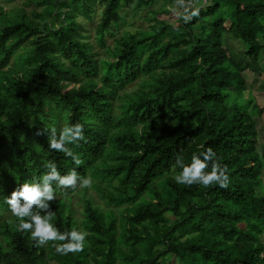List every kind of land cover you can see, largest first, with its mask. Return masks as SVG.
I'll return each mask as SVG.
<instances>
[{"label": "trees", "instance_id": "16d2710c", "mask_svg": "<svg viewBox=\"0 0 264 264\" xmlns=\"http://www.w3.org/2000/svg\"><path fill=\"white\" fill-rule=\"evenodd\" d=\"M156 1L37 0L41 13L0 7V264H264L262 111L224 45L237 40L257 61L264 0H198L188 24L153 16L148 30L123 32L96 59L79 19L98 13L94 34L104 46L123 8ZM137 80V92H123ZM232 93H247L248 109L230 105ZM77 122L86 137L70 146L84 161L78 167L48 146L51 128ZM209 147L228 166V187L177 184V156L189 164ZM49 160L62 175L90 176L102 201L86 188H56L52 223L87 231L82 252L35 246L5 202ZM74 198L82 199L79 222L67 204Z\"/></svg>", "mask_w": 264, "mask_h": 264}, {"label": "clouds", "instance_id": "9594fccd", "mask_svg": "<svg viewBox=\"0 0 264 264\" xmlns=\"http://www.w3.org/2000/svg\"><path fill=\"white\" fill-rule=\"evenodd\" d=\"M175 3L179 9H182L176 14L185 24L199 16L200 9L195 7L193 0H175ZM39 134L38 132L37 135ZM81 141L86 142L84 126L81 123L65 125L59 132L55 127L49 130V148L71 158L77 167L84 161L70 146H79ZM176 167L181 169L174 177L177 184L189 187L201 185L205 188L218 185L224 189L230 183L228 166L221 164L220 158L210 147L199 155L194 153L189 164L184 162L182 156H177ZM44 168L47 171L42 176L21 184L10 194V197L5 198V202L11 214L18 220V230L30 233L35 246L44 247L49 242H53L58 254L82 252L89 233L76 228L61 232L52 223L55 212L51 209V203L57 199L56 188L66 194L68 189L75 191L77 188H90L93 180L90 176L81 177L75 168L62 175L57 164L52 160L47 161ZM53 185L56 187L54 188ZM57 241L61 243H55Z\"/></svg>", "mask_w": 264, "mask_h": 264}, {"label": "rangeland", "instance_id": "374dc122", "mask_svg": "<svg viewBox=\"0 0 264 264\" xmlns=\"http://www.w3.org/2000/svg\"><path fill=\"white\" fill-rule=\"evenodd\" d=\"M193 4L199 6V1L194 0ZM0 7H3L5 11L20 8L25 10L27 13H30L31 11L41 13L43 4H38L37 0H0ZM201 7L203 6L201 5ZM180 11H182V9L177 7L174 0H157L152 6H144L143 8L137 10H134L132 7L123 8L120 12L123 20L119 22L118 27L113 28L111 35H106L104 46L99 44L94 34L99 18L98 13L94 15L91 21H83L82 19L79 20L82 21L81 23L84 28L83 34L88 37L87 41L92 45V52L96 55V59L99 60L106 58V48L108 46H112L114 39L120 37L123 32L148 30L152 24L150 18L153 16L157 20L165 22L167 25L176 26L181 20L176 13ZM224 45L229 50L230 62L236 69L242 71L247 80V87L251 96L250 100L252 98L254 104L262 111L261 117L256 118V127L259 135L257 150L262 157L264 164V50L261 52L256 61L253 58L246 59L243 57L244 47L239 41L229 40L227 38L224 41ZM12 65L13 60L10 62V66ZM141 81L142 80H137L133 84L128 85L123 92H137ZM236 98L238 99V102H233ZM230 100V105L238 103V105L244 109H248L249 107L248 103L250 100L249 97H247V93H244L241 96H236L232 93ZM115 104H118L117 100L115 101ZM85 195L87 198H90L94 204H102V201L93 189L86 188ZM58 198L59 197H57V199ZM81 201L82 199L77 200L74 198L70 200V203L67 202V204L71 206L72 214L78 222L83 218V214L81 212ZM261 241L264 243V235L261 237Z\"/></svg>", "mask_w": 264, "mask_h": 264}]
</instances>
